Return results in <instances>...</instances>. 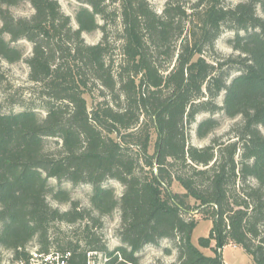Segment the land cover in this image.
I'll return each mask as SVG.
<instances>
[{
  "label": "trees",
  "instance_id": "16d2710c",
  "mask_svg": "<svg viewBox=\"0 0 264 264\" xmlns=\"http://www.w3.org/2000/svg\"><path fill=\"white\" fill-rule=\"evenodd\" d=\"M77 1L75 29L57 0H0V85L3 62L21 61L14 43L26 40L35 94L17 113L0 102V259L4 251L26 259L36 242L42 252L71 251L74 264L90 250L119 253L113 264H141L143 249L169 240L173 264H224L220 250L230 243L264 264V0H168L162 14L150 0ZM23 2L35 10L30 18L9 9ZM225 29L236 32V56L216 49ZM98 30L101 41L87 44L83 33ZM231 69L238 75L229 82ZM218 112L242 118L235 136L191 146L197 116ZM218 126L206 119L198 136ZM48 138L61 147L48 151ZM53 178L91 185V208L55 193ZM110 180L123 186L121 197L105 186ZM175 181L184 193L171 191ZM50 194L71 208H53ZM117 209L121 245L109 251L98 229ZM195 215L213 222L199 247ZM77 223L73 239L57 227Z\"/></svg>",
  "mask_w": 264,
  "mask_h": 264
},
{
  "label": "rangeland",
  "instance_id": "374dc122",
  "mask_svg": "<svg viewBox=\"0 0 264 264\" xmlns=\"http://www.w3.org/2000/svg\"><path fill=\"white\" fill-rule=\"evenodd\" d=\"M63 12L70 16L72 19V26L77 29L78 24L76 22V12L82 6V4L77 0H57ZM168 0H150V3L154 10L162 14L165 4ZM187 1H196V0H187ZM230 5H236L239 0H227ZM12 14L17 18H30L34 15L35 10L29 2H23L19 6L9 8ZM100 24L102 21L99 20ZM1 25V24H0ZM236 35V32L233 30L225 29L224 33L216 42V49L223 58H228L232 55L236 56L239 53L235 51L232 46L229 44V41L233 39ZM83 38L87 44L96 45L101 41L102 33L101 31H95L93 33H83ZM14 46L21 48L24 51V57L21 61L8 64L3 62L4 72L6 75V82L0 85V102L3 105V110L5 113L11 112H20L23 110L22 104L29 103V100H32L34 97L33 83L30 81L29 74L30 68L27 64V59L31 57L33 46L30 42L26 40H21L17 43H14ZM229 82L238 75V72L235 69L230 71ZM88 101V107H92V99L86 95ZM225 99V93H222L216 100V103L220 106H223ZM38 102H36L37 104ZM42 117H45V112L38 110ZM209 118H214L218 121L219 126L209 133L205 138H200L197 133L199 124ZM242 121L241 117L231 119L225 115L224 112H218L217 114L210 113H201L197 116L196 122L191 125L189 128V143L191 146L203 148L210 145L215 139H220L221 142L230 140L235 136L233 129L236 125L240 124ZM156 136L152 139V145L150 152H154V143ZM46 149L48 151H54L59 149L62 145V141L59 138H48L45 142ZM50 185L54 189L55 193L60 190L66 191L70 194L72 201H77L80 203L82 208H91L90 197L93 192V188L88 184L74 185L68 181H58L56 179H50ZM106 187L115 188L117 196L121 197L124 191L123 186L120 182L115 180H110L106 182ZM171 191L174 193H184V189L181 185L175 181L171 187ZM48 202L53 208H58L61 211H68L71 208V203H61L54 198L52 194L48 196ZM194 204L193 200H190ZM189 214H186V217ZM194 216V215H193ZM196 219H199V223L194 230L192 242L195 246L199 247V240L203 237H208L212 228L213 222L209 220L201 219L200 215H195ZM103 225L98 229L99 235H101L103 244L109 249V251H114L121 244L119 239L116 236L117 230L120 227L121 217L120 210L117 209L111 216L103 218ZM85 223V222H84ZM82 225H84L82 223ZM61 231L68 236L69 239H73V230L81 228L80 223L75 225H66L60 224L57 226ZM216 242L213 241L212 245L215 246ZM174 244L169 240H164L161 242L159 247L147 246L139 254L141 258V264H153L156 262H161L162 264H173L178 259V253L174 249ZM38 248L37 243L33 242L29 246V250ZM166 249H171V254H166L164 251ZM28 250V251H29ZM201 250L206 255H213V252L210 249L201 248ZM220 254L224 264H254L253 258L248 255L244 249L240 246H237L234 243L226 245Z\"/></svg>",
  "mask_w": 264,
  "mask_h": 264
},
{
  "label": "built area",
  "instance_id": "2783aa9c",
  "mask_svg": "<svg viewBox=\"0 0 264 264\" xmlns=\"http://www.w3.org/2000/svg\"><path fill=\"white\" fill-rule=\"evenodd\" d=\"M28 257L17 258L12 251H4L1 255L0 264H74V254L71 251L51 250L42 252L39 248L29 250ZM118 256L119 262L122 256L116 253L114 256L100 250H90L86 253L85 264H113V259Z\"/></svg>",
  "mask_w": 264,
  "mask_h": 264
}]
</instances>
